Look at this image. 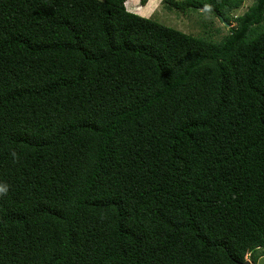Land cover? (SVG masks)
Returning a JSON list of instances; mask_svg holds the SVG:
<instances>
[{"label":"trees","instance_id":"trees-1","mask_svg":"<svg viewBox=\"0 0 264 264\" xmlns=\"http://www.w3.org/2000/svg\"><path fill=\"white\" fill-rule=\"evenodd\" d=\"M245 1L165 0L192 35L126 0H0V264L264 257V0L231 19ZM206 16L235 25L217 41Z\"/></svg>","mask_w":264,"mask_h":264},{"label":"rangeland","instance_id":"rangeland-1","mask_svg":"<svg viewBox=\"0 0 264 264\" xmlns=\"http://www.w3.org/2000/svg\"><path fill=\"white\" fill-rule=\"evenodd\" d=\"M165 3V0H147L145 4H142L141 0H126L125 6L126 9L131 13L156 21L167 27L179 30L183 33L203 35L204 28L201 27L199 18L196 14L187 16L176 13L175 10L169 12L164 7ZM251 3L252 2L250 0H246L240 8L232 11L230 13L231 19L237 17L238 15H241L248 8V6L251 5ZM204 19L205 23H209V21L212 22V32H214L215 29L220 30V33L214 37L217 41L228 33V29L231 26L235 25L234 22H232L231 26L225 27L220 23L218 18L206 16ZM257 264H264V257H261L258 260Z\"/></svg>","mask_w":264,"mask_h":264},{"label":"clouds","instance_id":"clouds-1","mask_svg":"<svg viewBox=\"0 0 264 264\" xmlns=\"http://www.w3.org/2000/svg\"><path fill=\"white\" fill-rule=\"evenodd\" d=\"M15 155V154H13ZM8 185L4 183H0V197L6 196L8 193Z\"/></svg>","mask_w":264,"mask_h":264},{"label":"water","instance_id":"water-1","mask_svg":"<svg viewBox=\"0 0 264 264\" xmlns=\"http://www.w3.org/2000/svg\"><path fill=\"white\" fill-rule=\"evenodd\" d=\"M226 26H228V25H226ZM242 264H250V262H249V261H245V262L242 263Z\"/></svg>","mask_w":264,"mask_h":264}]
</instances>
